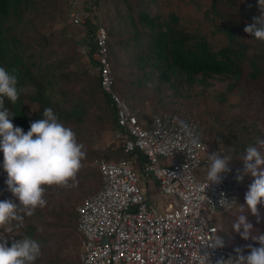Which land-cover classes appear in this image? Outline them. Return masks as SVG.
I'll use <instances>...</instances> for the list:
<instances>
[{
  "label": "trees",
  "instance_id": "trees-1",
  "mask_svg": "<svg viewBox=\"0 0 264 264\" xmlns=\"http://www.w3.org/2000/svg\"><path fill=\"white\" fill-rule=\"evenodd\" d=\"M39 2L0 0V66L9 71L16 69L18 88L21 89L15 104L4 98V107L15 115L12 123L26 133L30 129V123L43 118L44 109L51 107L65 126H78L86 124L87 117L98 108L97 116L117 130L116 110L110 97L103 91L99 76L89 73L87 63L82 64L79 57L54 59L50 53L52 35H29L34 26L33 18H38ZM96 2L98 4L99 0ZM123 2L126 5L125 15L116 17L107 30L116 89L123 98L126 95L123 89L125 85L120 86L119 83L125 77L123 64L128 58L139 70L149 69L143 78L153 80V76H156L158 84L173 86L176 92L178 88L207 87L213 79H220L231 81L228 92L233 94L236 83L248 80L258 91L255 95L261 96L257 101L260 103L264 99V92L258 90L264 89V40H257L244 31L253 17L262 14L258 0ZM92 6L96 11L94 3ZM173 7H177L179 11L176 12ZM95 19L96 17H90L85 25L92 40L97 27ZM195 20L197 23L199 20V26L195 25ZM202 24L206 25V31L201 28ZM93 51L89 60L95 66ZM72 77L81 84L78 89L64 87L65 82ZM240 95H244V90L240 91ZM26 102L36 105L32 115L26 111ZM237 107L236 103H229L226 93H220L214 123L210 127H203L206 143L225 150L231 172L235 173L237 155H244L247 147L257 148L261 145L259 141H264V121L253 115L233 113L232 109ZM234 114L238 119L231 120L237 126L233 137L219 131V128L224 125L226 116ZM136 154L144 160L142 153L137 151ZM127 156L129 155L124 154L122 141L117 139L97 152L92 159L120 160ZM3 161L4 154L0 151V169ZM59 205L62 206V203ZM61 208L62 217L67 218V223L73 222L69 225H72L81 242L76 230V211L67 212L65 205ZM37 209L33 215L39 214L41 217ZM235 210L236 208L233 211ZM33 215L21 212L17 216L20 220V217L29 219ZM20 230V235L0 240L6 239L10 247L14 240L31 237L41 245V255L34 264H59L58 259L50 263L44 259L43 253L48 242L44 232H39L38 226L27 221Z\"/></svg>",
  "mask_w": 264,
  "mask_h": 264
},
{
  "label": "built area",
  "instance_id": "built-area-1",
  "mask_svg": "<svg viewBox=\"0 0 264 264\" xmlns=\"http://www.w3.org/2000/svg\"><path fill=\"white\" fill-rule=\"evenodd\" d=\"M89 0H69L74 26H85L81 10ZM95 66L103 91L116 110L117 139L124 154L120 160L95 159L101 176L96 192L77 204V232L81 237V264H209L236 253L209 245L218 237L217 214H228L238 204L243 182L235 172L222 174L220 184L199 180L195 170L207 171V156L225 150L206 143L201 121L168 111L149 119L137 115L116 89L108 33L98 23L92 40ZM82 52H89L83 48ZM140 152L143 159L135 155ZM131 155V156H130ZM161 158L164 160L162 161ZM142 177L146 184L140 185ZM149 183V184H148ZM210 185V186H209ZM159 197V208L149 204L148 193ZM224 194L223 196L221 194ZM226 198L231 204L221 205Z\"/></svg>",
  "mask_w": 264,
  "mask_h": 264
},
{
  "label": "rangeland",
  "instance_id": "rangeland-1",
  "mask_svg": "<svg viewBox=\"0 0 264 264\" xmlns=\"http://www.w3.org/2000/svg\"><path fill=\"white\" fill-rule=\"evenodd\" d=\"M39 1L38 18H33L32 22L34 26L30 30L29 35H37L38 33H45L48 36L52 35L53 42L50 53L54 59L79 57L82 59V64L86 65L87 63V67L90 69L93 65V61L89 60L90 53L93 50L92 39L89 36L88 28L72 24L69 17V0ZM93 3L95 4L96 11L93 10ZM96 3V0H89L88 3L82 6L81 10L87 16L86 20L90 17H96L95 21L97 24L102 23L107 30L116 17L125 15L126 13V5L123 0H99L98 4ZM173 9L176 12L179 11L177 7H173ZM199 20L198 23L195 20V25L199 26ZM201 28L206 31V25L202 24ZM83 48L89 52L87 55L82 52ZM123 65L125 77L119 85H125L123 86L126 93V95L124 94V99L137 115L146 119H149L150 115L154 112L163 110L183 116L195 117L201 121L203 127H210L214 123V114L219 108V94L226 93L229 103H236L238 105L237 109H232L233 113L245 116L253 115L255 118L264 121V99H261L260 103L257 101L261 96L257 97L255 95L258 91L255 86L250 85L248 80L236 83L233 94L228 92V84L231 81L220 79H213L211 85L207 87L178 88V92H176V88L173 86L165 83L158 84L156 76H153V80L143 78L146 72H149V69L146 71L139 70L130 59L127 58ZM80 86L81 84H79L75 77H72L65 82L64 87L72 90L78 89ZM262 86L264 87V82ZM242 90H244L243 96L240 95V91ZM258 90L264 92L263 88H259ZM25 106L27 113L30 115L36 110V105L31 102H26ZM93 113L87 117L86 124L70 126L76 133L78 142L84 146L83 151L86 153L75 179L69 181L68 185L63 187L46 186L44 196L46 205L37 209L38 213H41V217L39 214L33 215L29 219L28 217H20V220H11L6 225L0 226V238L15 237L21 234L20 227L23 224L27 221H32L34 225L38 226L40 233L44 232L48 247L43 256L49 263L52 260L58 259L59 264H81L79 256L81 251L80 238L75 233L72 225H69V223L73 222L69 221L67 223V218L62 217L61 212L63 210L61 207L65 205L67 212H73L77 204L98 190L101 176L94 164V160L97 158L92 159V157L97 152L104 150L107 145L117 140V130L97 116L98 108ZM233 119H238L235 114L226 116L223 122L224 125L219 128V131L234 137L237 126L232 122ZM257 149L264 156V146L259 145ZM229 151L231 152V148ZM242 157L243 155H237L234 163V167L240 170L241 173L243 172V162L240 160ZM161 160L163 161L164 159L161 158ZM3 162L0 169V174L3 173L1 175L2 181H0V200L11 199L16 204H19V200L8 190L6 183L8 177L4 171ZM206 173L207 171L203 166L195 170V175L199 180H206ZM244 179L245 182L239 194L236 210L228 214H217L215 220L219 227L217 236L223 239L225 247L233 251L236 248H240L246 253L247 245L252 244L257 247L259 245L254 240L242 239L241 235L233 229V223L241 214L239 205L244 206L245 210L243 214L247 215L248 221L253 225L254 230L252 234L255 236L259 233L264 234V201L258 205V216L252 215L247 210L245 195L249 191L254 178L246 175ZM146 183L145 178L142 177L140 185ZM160 196L163 201L168 200V196L160 195L158 192L148 193L149 204L160 209L158 206ZM60 203H62V206L59 205ZM21 212L26 214L25 211L18 208L17 215Z\"/></svg>",
  "mask_w": 264,
  "mask_h": 264
},
{
  "label": "clouds",
  "instance_id": "clouds-1",
  "mask_svg": "<svg viewBox=\"0 0 264 264\" xmlns=\"http://www.w3.org/2000/svg\"><path fill=\"white\" fill-rule=\"evenodd\" d=\"M258 4L261 16L253 17L244 31L257 40H264V0H258ZM15 73L16 69L9 71L0 66V151L4 154L3 168L8 177V190L19 200V205L10 199L0 200V226L18 219V208L31 216L37 208L44 207L46 186H67L75 179L86 155L76 133L59 121L51 107L44 109L43 118L30 123L26 133L12 123L15 115L4 107V98L13 104L19 99L21 89ZM259 143L264 146V141ZM240 160L243 172L237 170L236 179L243 182L246 175L254 178L245 201L247 210L258 216V205L264 201V156L256 147L250 146ZM207 161L206 180L210 185L220 184L222 174L231 172L228 157L221 158V153H208ZM226 202L232 203L226 198L219 201L221 205ZM239 209L241 214L233 223V229L242 239L254 240L259 246L247 245L246 253L236 248L235 257L221 258L216 264H264V234L254 236L253 225L243 214L244 206L239 205ZM222 247L224 241L220 236L209 245L212 249ZM40 255L41 245L31 237L14 240L10 247L6 239L0 240V264H34ZM203 256L209 264V254Z\"/></svg>",
  "mask_w": 264,
  "mask_h": 264
},
{
  "label": "crops",
  "instance_id": "crops-1",
  "mask_svg": "<svg viewBox=\"0 0 264 264\" xmlns=\"http://www.w3.org/2000/svg\"><path fill=\"white\" fill-rule=\"evenodd\" d=\"M235 251V250H234Z\"/></svg>",
  "mask_w": 264,
  "mask_h": 264
}]
</instances>
